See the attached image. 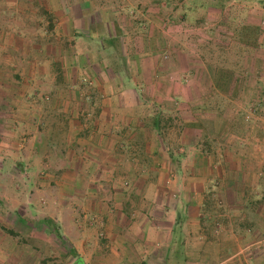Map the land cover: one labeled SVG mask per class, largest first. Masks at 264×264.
I'll return each mask as SVG.
<instances>
[{"label": "crops", "instance_id": "0c3cea01", "mask_svg": "<svg viewBox=\"0 0 264 264\" xmlns=\"http://www.w3.org/2000/svg\"><path fill=\"white\" fill-rule=\"evenodd\" d=\"M263 142V5L0 0V264H247Z\"/></svg>", "mask_w": 264, "mask_h": 264}, {"label": "rangeland", "instance_id": "374dc122", "mask_svg": "<svg viewBox=\"0 0 264 264\" xmlns=\"http://www.w3.org/2000/svg\"><path fill=\"white\" fill-rule=\"evenodd\" d=\"M247 1V0H246ZM60 63L59 62H56L55 63V66L58 68V65ZM87 83L90 84L89 81L85 80ZM84 81V82H85ZM142 94H144V92H141ZM253 97V96H252ZM152 112H154V108L152 107L151 108ZM252 110V108H250V111ZM172 134V133H171ZM174 141L171 140H167V143H168V146L169 147H173V156L176 158V156L178 155V151H176V143H173ZM264 144V142H263ZM174 163V161H172ZM176 164V163H174ZM169 169L166 170L164 173H163V180L166 181V186L164 187L166 190V193L168 194L167 196H169L167 198V200H170V198H173V199H178V197L176 198V195L178 194L177 192H179L180 194L183 192V190L181 189V187L179 188V186H177L178 182L180 181L179 176L175 170V168L173 166H169L168 167ZM46 172V171H45ZM21 173H23V179L25 180H30V179H40L42 180V178H45L46 177V174L45 173H41L40 169H32V168H29V169H21ZM18 177H20V174H16ZM6 180V177H4ZM179 188V189H178ZM194 190L191 189V187L188 188L187 192L184 193V194H181L182 196L183 195H190L192 196L194 191H196L197 189L196 188H193ZM197 192V191H196ZM214 192V191H213ZM198 193V192H197ZM201 194V193H200ZM204 194V193H203ZM213 197V196H212ZM234 200L232 201V205H233V208L235 210H237V212H234V214H242L240 213V206L243 204L239 201V195H237V193H234L233 196ZM264 198V197H263ZM213 205V203H208V207ZM41 212V211H39ZM185 214V213H184ZM4 214H0V230L4 231V229L6 230V228H15V227H20V223L17 221L16 217L14 215L10 216H2ZM249 215V219H236V220H232V218H229L228 221L230 222H226V221H219V220H216L217 222H214L213 224V234L216 236L219 234H221L222 232H229L231 235L233 234V238L238 241L239 243V247L243 245L244 241L246 240L247 238V243H254L252 247H249L248 249L244 250V251H241V255H244V258L249 262L247 264H264V219H262L260 221L259 218H256L255 216H252L253 214H247ZM2 216V217H1ZM10 216V217H9ZM31 219V218H30ZM29 219V222H31V220ZM28 221V220H27ZM239 221L240 222H244L245 225H244V229H247V228H250V227H253L256 225V223L258 224V227L257 230H252L250 232V234L246 235V236H243L242 234H238L236 233L237 231H240L242 230L241 228H238V225H239ZM226 224H228L226 226ZM250 224H252L253 226H250ZM249 226V227H248ZM229 230V231H228ZM255 231V232H253ZM4 232H7V231H4ZM211 239V237H210ZM55 242L56 243H61L62 240L61 239H55ZM255 242H258V243H255ZM256 244V245H255ZM236 249H239L238 246H234ZM243 248V247H242ZM61 256L64 258V253L62 250L59 251ZM234 253V252H232Z\"/></svg>", "mask_w": 264, "mask_h": 264}, {"label": "trees", "instance_id": "16d2710c", "mask_svg": "<svg viewBox=\"0 0 264 264\" xmlns=\"http://www.w3.org/2000/svg\"><path fill=\"white\" fill-rule=\"evenodd\" d=\"M248 1H255V2H257V3H259V4L264 6V0H248ZM180 223H181L180 213H178V211H177L176 225H180ZM40 226L50 227V228L56 229L55 230V235L57 237H59V232L57 230L58 226L55 223H53L51 220L46 219V218L45 219H41L40 220Z\"/></svg>", "mask_w": 264, "mask_h": 264}]
</instances>
